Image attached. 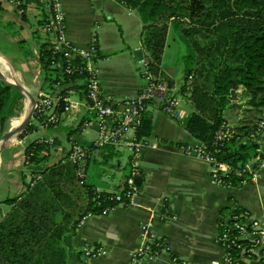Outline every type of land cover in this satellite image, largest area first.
Listing matches in <instances>:
<instances>
[{
    "label": "crops",
    "instance_id": "obj_1",
    "mask_svg": "<svg viewBox=\"0 0 264 264\" xmlns=\"http://www.w3.org/2000/svg\"><path fill=\"white\" fill-rule=\"evenodd\" d=\"M61 5L70 43L78 49H89L92 45L97 48L94 61L103 95L117 103L138 97L146 88L143 60L150 57L144 44L146 30L138 12L120 0H61ZM46 11L44 1L33 0L26 5L25 13L20 14L7 1L0 0V26L6 24L7 37L18 48L11 55L4 54L12 67L9 72L15 82L18 81L17 74L22 77L37 100L41 94L53 98L60 96L59 85L56 90L49 88L39 64L40 45L50 42L43 32L44 36H39L40 21L43 24L47 20ZM175 49L185 56L186 52L169 32L161 70L174 82L172 93L180 95L185 83L183 70L178 72L167 65L172 61ZM56 68L61 78L63 64L59 63ZM7 70L0 69L4 75ZM161 81L167 83L164 79ZM71 87L62 97L70 99L73 109L68 114L63 113L57 125L42 129L35 120L38 130L24 138H21L22 134L2 150L0 222L12 209L8 201L25 193L33 182L31 171L44 170L41 165L26 167L25 152L30 144L39 139L55 143L51 165L59 164L65 158L69 160L74 145L90 150L97 141L99 127L89 110L84 83L77 80ZM181 97L180 119L169 116L156 104L148 108L151 133L142 140L145 147L137 177H142L143 183L141 187L136 186L137 196L132 201L118 204L108 216L93 217L76 230L72 239L75 252L84 253L86 248L98 247L106 250V255L99 257L88 258L84 253L87 264H132L133 256L147 242L146 231L153 236L154 243L163 247L154 259H142L135 264H174V258L189 264H224L225 252L218 238L236 209L246 211L248 221H258L264 228V167L256 182L237 187L217 184L210 164L196 152L202 142L184 127V121L194 107L190 97ZM62 103L59 107L63 112L65 104ZM20 109L23 110L20 115L25 114L24 101ZM251 109L243 101L233 104L228 111V126H241L249 116L244 115L245 111ZM18 115L10 119L6 132L17 128L12 126V121ZM259 116L262 122L255 142L260 146V152H264V109ZM114 148L118 156L127 151L130 155L125 163L118 161L115 166L120 171L119 179L108 171L97 173L99 190L121 191L125 178L133 172L130 148ZM253 162L250 165L253 166ZM91 163L109 162L103 163L99 155ZM87 177L90 178L88 173Z\"/></svg>",
    "mask_w": 264,
    "mask_h": 264
},
{
    "label": "trees",
    "instance_id": "obj_2",
    "mask_svg": "<svg viewBox=\"0 0 264 264\" xmlns=\"http://www.w3.org/2000/svg\"><path fill=\"white\" fill-rule=\"evenodd\" d=\"M120 1L138 12L146 30L144 44L150 54L151 70L158 80H166L170 89L174 82L161 70L170 25L182 36L187 46L184 76L185 81L190 77L193 80L190 100L194 107L184 127L217 162L231 167L229 173L220 175L222 186L237 187L251 182V173L246 167L259 154L264 155L255 142L262 122L259 115L264 109V0ZM32 2L25 0L22 9ZM185 21L188 27L184 29ZM196 36L202 41L195 39ZM40 48L39 64L49 88L56 90L58 84L60 96L67 95L71 86L85 77L64 74L60 78L54 64L62 63L66 67L68 63L54 53L51 43H44ZM84 94L87 99L86 91ZM23 100L20 92L0 78V139ZM238 101L252 109L245 111L244 115L249 116L241 126L231 128L228 111ZM154 104L149 103L148 108ZM34 119L40 122L37 111ZM225 129H229L230 138L219 141L218 134ZM36 130L33 121L21 138ZM150 133L151 117L147 112L137 138L142 141ZM54 145L39 139L26 149V167L41 165L44 170L31 171L33 182L26 192L8 201L12 209L0 222V264H87L84 253L75 252L72 247L79 223L89 213L99 215L118 205L109 199L115 192L99 190L87 175L81 184L77 166L68 158L50 166ZM118 154L113 146L99 150L103 163ZM92 159L87 164V173ZM234 214L239 216V221L248 222L243 209H236ZM232 225L233 221L225 229L232 230ZM242 243L245 247L251 244L250 241ZM162 247L155 243L156 250ZM231 252L236 260L243 256L242 251Z\"/></svg>",
    "mask_w": 264,
    "mask_h": 264
},
{
    "label": "built area",
    "instance_id": "obj_3",
    "mask_svg": "<svg viewBox=\"0 0 264 264\" xmlns=\"http://www.w3.org/2000/svg\"><path fill=\"white\" fill-rule=\"evenodd\" d=\"M11 6L15 7L20 14H24L25 0H5ZM37 2L44 1L47 3L46 16L47 20L42 24L40 21L39 28L49 37L51 46L55 54L62 56L68 65L63 67V74L73 75L77 74L84 79H80L84 83L85 91L87 93V101L89 110L97 121L99 127V137L94 143L93 147L88 150L84 147L74 145L70 154L69 160L77 166V175L82 180L87 175V164L91 158L99 156V150L106 146L113 147H129L132 160L131 164L133 172L126 180L125 185L121 191L115 192L114 196L109 198L118 204H122L126 198L132 201L138 194V189L135 186V178L139 175L141 170L140 157L144 149L143 141L137 138V132L143 124V119L148 112L149 103L154 102L162 111L169 116L180 119L182 113L180 106L182 102V95L191 97L192 94V77L185 81V90L176 95L172 93L168 84L158 80L151 70V58L146 57L143 60L144 74L146 81V88L135 99L125 102H115L112 98L106 97L102 93L100 81L98 79L95 68V53L96 46L92 45L89 49H78L74 47L67 38L66 17L62 9L61 0H35ZM76 62L72 64L71 62ZM58 64H54L56 67ZM59 96V95H58ZM65 104L64 111H60V103ZM73 109L69 98L59 96L53 98L49 95H40L37 100L36 111L39 116L40 126L42 129H48L57 125L62 114H68ZM35 111V112H36ZM264 126V122L262 123ZM230 138L229 129L219 132L218 140L225 141ZM196 152L198 155L211 166V172L217 184L222 186L221 174L229 173L231 167L227 164L217 162L215 157L207 151L202 145ZM261 153V152H260ZM262 154V153H261ZM264 154V153H263ZM252 165H247L246 170L251 173V182H256L259 177V171L264 167V155L260 154L254 159ZM124 193L122 194L121 192ZM116 206L104 210L101 214L96 215L89 213L79 223L82 227L89 219L97 216H108ZM248 216V215H247ZM233 221L232 230L225 229L230 226ZM230 223L226 225L219 238L218 243L225 252L224 264H251L258 262L264 264V228L258 221H248L243 223L239 221V216L233 214ZM147 242L138 253L133 256V263L135 264L142 259H154L160 254V250L155 249L153 236L146 231ZM242 241H250L248 247ZM159 247V245H156ZM232 250L242 251L243 256L239 260L232 255ZM85 256L88 258L99 257L106 255L104 248H86ZM245 255H249L245 258ZM254 255L255 258L252 256ZM174 264H189L187 261L173 259Z\"/></svg>",
    "mask_w": 264,
    "mask_h": 264
},
{
    "label": "rangeland",
    "instance_id": "obj_4",
    "mask_svg": "<svg viewBox=\"0 0 264 264\" xmlns=\"http://www.w3.org/2000/svg\"><path fill=\"white\" fill-rule=\"evenodd\" d=\"M169 1H173V0H169ZM188 4H189V2L186 3V5H188ZM164 22L165 21H163L161 23H164ZM187 27H188V22L185 21V23L183 24V28L185 29ZM5 31H9V29L6 27V24H2L0 26V56H2V57H5L4 54L11 55L15 49H16V51L18 49L16 45L15 46L12 45L11 40L7 37V34ZM169 32L173 34L174 38L177 40V43H179L180 47H182L184 49V52H187L186 42L183 40V38L180 34H178L174 31L173 26H171V25H170V31ZM39 36L40 37L44 36L42 31H39ZM195 39H197L198 41H202V38L200 36H198V37L196 36ZM189 40L192 41L193 39L189 38ZM26 46L27 45H25V48H26ZM173 51L174 52H172L173 53L172 61H168L167 65H169L172 68H175L174 70L178 71V72L183 70L182 75H184L185 74V67H186V60L184 58L185 56H182L181 52L180 51L178 52L177 49H175ZM176 54H177V57H176ZM8 61H6V63L1 65L2 66L1 68L4 70L8 69L4 76L9 81H13L14 78L11 75V73L9 72V69H11L12 67L10 66ZM17 78H18V79H16V80H18L17 82L24 85L27 88V91L30 93L31 92L30 89H32V88L29 87V85L25 82V80L22 77H20L18 74H17ZM21 110L20 109L18 110L19 115L23 113V110L22 111ZM33 121L35 123V119ZM128 155H130V153L127 151V153L125 155H120V156L114 158L108 164L91 163L89 166V171H88V176L90 177L89 178L90 181L92 183L96 184V182L98 181V180H96L97 173L102 172V171H105V172L108 171L110 174H113L115 176V179H119V177H121L120 171L115 166L118 164V161L125 163Z\"/></svg>",
    "mask_w": 264,
    "mask_h": 264
},
{
    "label": "water",
    "instance_id": "obj_5",
    "mask_svg": "<svg viewBox=\"0 0 264 264\" xmlns=\"http://www.w3.org/2000/svg\"><path fill=\"white\" fill-rule=\"evenodd\" d=\"M0 78L7 85L11 86L12 88H14L18 92H20L25 97V94H23L25 87L23 85L15 82V81H9L8 79H6V77L4 76V74L1 71H0ZM26 94H28V93H26ZM27 96L29 97V101L31 103V109L27 114H24L25 116H24L21 124L16 129L8 131V132L3 134V136L0 139V154H1L2 150L6 148L7 143L11 142L14 139L19 138L25 132V130L28 128V126L31 124V122L34 118V114H35L36 106H37V99L34 98V96L30 93ZM53 165L54 164H51L50 166H53ZM143 166L148 167L146 165H143ZM142 183H143V178L142 177H136L135 186L141 187ZM251 264H260V263L252 262Z\"/></svg>",
    "mask_w": 264,
    "mask_h": 264
},
{
    "label": "bare ground",
    "instance_id": "obj_6",
    "mask_svg": "<svg viewBox=\"0 0 264 264\" xmlns=\"http://www.w3.org/2000/svg\"><path fill=\"white\" fill-rule=\"evenodd\" d=\"M4 63H6V59L4 57L0 56V69L2 67L1 65H3ZM26 93L29 94V92L27 91V88L25 87L24 92H23V94H25V97L23 96L24 97V100L23 101H24V103L26 105V109H25L26 112H25V114H27L30 111V109H31V103L29 101V97L27 96L28 94H26ZM24 116L25 115L23 114V115H18L17 117H15L13 119V121H12V126L14 128L18 127L20 125V123L22 122Z\"/></svg>",
    "mask_w": 264,
    "mask_h": 264
}]
</instances>
